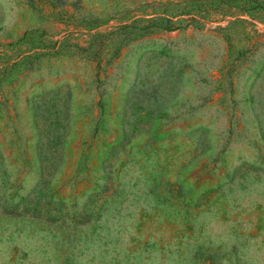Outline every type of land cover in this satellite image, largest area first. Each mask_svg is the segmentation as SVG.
Listing matches in <instances>:
<instances>
[{
	"label": "rangeland",
	"instance_id": "obj_1",
	"mask_svg": "<svg viewBox=\"0 0 264 264\" xmlns=\"http://www.w3.org/2000/svg\"><path fill=\"white\" fill-rule=\"evenodd\" d=\"M257 2L0 0V264H264Z\"/></svg>",
	"mask_w": 264,
	"mask_h": 264
},
{
	"label": "trees",
	"instance_id": "obj_2",
	"mask_svg": "<svg viewBox=\"0 0 264 264\" xmlns=\"http://www.w3.org/2000/svg\"><path fill=\"white\" fill-rule=\"evenodd\" d=\"M255 7L260 8V9H264V2H257ZM92 40L96 41L93 37L92 39H90V42H89L90 44H92ZM83 48L84 47H78V49H83Z\"/></svg>",
	"mask_w": 264,
	"mask_h": 264
}]
</instances>
